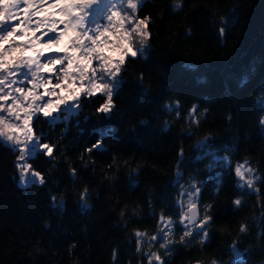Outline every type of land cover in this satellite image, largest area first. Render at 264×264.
<instances>
[{
	"label": "trees",
	"instance_id": "trees-1",
	"mask_svg": "<svg viewBox=\"0 0 264 264\" xmlns=\"http://www.w3.org/2000/svg\"><path fill=\"white\" fill-rule=\"evenodd\" d=\"M145 16L150 47L126 61L112 117L93 104L84 146L63 138L56 168L43 154L30 159L44 185L19 187L16 154L0 144V264H148L149 251L167 264H229L233 241L247 250L244 264H264V179L254 184L258 192L241 191L234 174L248 161L264 178V110L257 103L264 92V0H145L138 18ZM176 102L179 119L165 108ZM193 105L198 124L190 122ZM97 127L109 130L105 148L87 153L100 139ZM204 137L231 161L215 170L219 184L206 168L210 158H197L194 145ZM178 167L180 184L200 182L201 216L212 217L209 239L182 243L177 224L169 251L159 247L163 241L149 247L146 238L137 252L136 230L151 237L161 213L179 219ZM84 188L87 207L80 203ZM51 195L64 198L62 211L51 206Z\"/></svg>",
	"mask_w": 264,
	"mask_h": 264
},
{
	"label": "snow or ice",
	"instance_id": "snow-or-ice-1",
	"mask_svg": "<svg viewBox=\"0 0 264 264\" xmlns=\"http://www.w3.org/2000/svg\"><path fill=\"white\" fill-rule=\"evenodd\" d=\"M144 0H0V144L8 147L16 156L14 165L23 187L44 185V175L32 169L27 161L44 154L51 157L53 147L41 143L43 135H36L33 122L42 114L46 122L55 125L66 123L79 114L82 97L99 95L104 102L96 112L110 119L115 110L114 95L122 81L120 74L125 70L128 59L146 56L151 33L148 31L150 17L138 18ZM175 8L181 7L179 3ZM221 34L225 32L222 28ZM134 37L139 38V43ZM55 81V83L53 82ZM257 103L264 110V92ZM180 118L179 103L165 105ZM197 106L189 110L190 122L194 119ZM264 125V117L260 120ZM93 131L100 137L92 148H103V139L109 130L103 127ZM210 137L198 140L194 147L201 152L198 159L210 158L206 165L209 173L217 168L228 167V156L218 154ZM180 156L183 157V149ZM248 161L239 163L234 169L236 187L241 191L258 192L254 188L257 179ZM75 177L76 170H71ZM219 184L220 172L215 171ZM176 184L179 196L176 200L178 220L160 214L156 234L148 237L146 231L136 230L137 252L146 241L151 247L159 243L165 252L174 241L175 225L183 229L180 241L199 236L201 243L209 239L208 226L212 217L201 216L199 196L200 182L190 178L188 185L180 184L183 173L177 168ZM88 189L80 193L82 206L87 207ZM53 206L63 207V198L52 196ZM239 206L240 199L233 200ZM211 205L204 207L206 213ZM246 226H240V232ZM247 250H241L233 241L229 248V264H244ZM116 251L113 252V258ZM148 264H167L158 252L145 254ZM212 264H218L213 260Z\"/></svg>",
	"mask_w": 264,
	"mask_h": 264
},
{
	"label": "rangeland",
	"instance_id": "rangeland-1",
	"mask_svg": "<svg viewBox=\"0 0 264 264\" xmlns=\"http://www.w3.org/2000/svg\"><path fill=\"white\" fill-rule=\"evenodd\" d=\"M41 143H42V142H41ZM15 160H16V159H15ZM15 160H14V161H15ZM27 162H28L29 164H31L29 160H28ZM239 163H243V162H239ZM239 163H238V164H239ZM236 165H237V164H236ZM31 166H32V165H31ZM247 166L250 167L249 165H247ZM32 169L35 170V171H38V170H37L36 168H34L33 166H32ZM253 175L255 176L254 173H253ZM19 180H20V177H19V175H18V170H17L16 181H17V183L20 185ZM20 186H21V185H20ZM194 264H199V263H194Z\"/></svg>",
	"mask_w": 264,
	"mask_h": 264
}]
</instances>
